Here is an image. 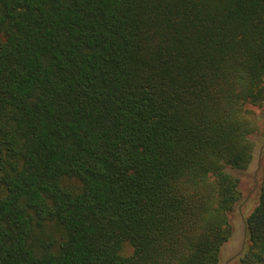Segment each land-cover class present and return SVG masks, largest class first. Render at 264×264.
<instances>
[{
  "label": "trees",
  "instance_id": "16d2710c",
  "mask_svg": "<svg viewBox=\"0 0 264 264\" xmlns=\"http://www.w3.org/2000/svg\"><path fill=\"white\" fill-rule=\"evenodd\" d=\"M263 105L264 0H0V264H220Z\"/></svg>",
  "mask_w": 264,
  "mask_h": 264
},
{
  "label": "rangeland",
  "instance_id": "374dc122",
  "mask_svg": "<svg viewBox=\"0 0 264 264\" xmlns=\"http://www.w3.org/2000/svg\"><path fill=\"white\" fill-rule=\"evenodd\" d=\"M249 107H251V114H258L263 118L258 121L257 130L253 135L256 146L252 163L246 169L236 171L240 177L241 199L229 214L233 232L230 239L223 246L220 264H240L241 253L248 242L245 219L258 202V195L262 185V171L264 169V105ZM131 250L132 247L126 245L125 252H130Z\"/></svg>",
  "mask_w": 264,
  "mask_h": 264
}]
</instances>
